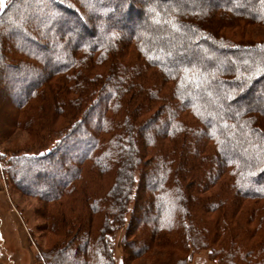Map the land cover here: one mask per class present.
Segmentation results:
<instances>
[{
  "label": "trees",
  "instance_id": "obj_1",
  "mask_svg": "<svg viewBox=\"0 0 264 264\" xmlns=\"http://www.w3.org/2000/svg\"><path fill=\"white\" fill-rule=\"evenodd\" d=\"M236 1L0 0V77L2 67L16 73L22 65V84L6 89L15 92L14 109L47 97L41 123L47 137L56 136L28 157L4 151L12 160L6 178L13 185L22 173L36 177L39 199L58 205L82 183L81 211L46 215L50 234L64 226L58 244L43 252L47 264H64L70 244L76 264H119L115 238L136 208L147 220L133 229L142 231L141 248L179 229L178 264L195 247L219 264H264V39L221 32L242 20L264 25V0ZM17 13L25 27L5 20ZM134 18L143 26L135 28ZM15 38L29 60L8 61L2 50ZM57 117L63 123L55 127ZM24 121L35 124L31 115ZM92 175L107 180L105 191L84 186ZM217 182L212 196H198ZM246 201L249 217L232 229L223 215ZM193 203L202 212L225 209L208 226ZM250 219L257 220L252 229Z\"/></svg>",
  "mask_w": 264,
  "mask_h": 264
},
{
  "label": "rangeland",
  "instance_id": "obj_2",
  "mask_svg": "<svg viewBox=\"0 0 264 264\" xmlns=\"http://www.w3.org/2000/svg\"><path fill=\"white\" fill-rule=\"evenodd\" d=\"M17 1L21 2V0ZM137 1L141 3V0ZM237 1L238 3L241 2V4L242 2H250V0ZM169 2L170 0H162V3L164 4H167ZM143 5L144 8L148 7L146 4ZM83 12L84 15H89V13H85V11ZM20 14L17 13L12 20L9 17H6L5 20H10V22L13 21L23 25V17L25 15ZM143 20L144 19H140V21L136 23V19L134 18L132 20V23L133 21H135L134 27L138 29L143 26ZM89 21L91 23H94V25L96 23L93 17H90ZM72 23L75 24V20H72ZM23 27L25 26L23 25ZM221 32L228 38L236 41L243 40L252 42L264 39V25L257 24L253 21L249 23L242 20L235 26L227 28L225 27L221 30ZM20 41L21 38L11 39L10 42H8L7 46H5V49L2 50L6 54L8 61H11V59H14L15 57L29 60V58L25 57L23 53L18 49V47L20 46ZM247 56L250 60H252V58L254 59L252 54H250L249 52ZM16 66L19 70L17 69L16 73L13 71V73L15 74L11 73L12 71L7 70V68H3L1 66L2 68L0 77V84L2 85L0 91V264H47L46 260L43 259V252H50L51 248L58 244L54 243V241L59 240L58 236H60L61 230L59 228H62L63 231L64 226L61 225V227L58 226L56 227V229H54V232L57 233V235L50 234L48 230H46V215L51 214L53 216H57L60 214H74V209L78 206H80V208L78 209H80L81 211V205L80 203L78 204V200L76 199H78L77 193L80 192V186L82 185V183L80 181L76 183L77 192L73 195L74 198L68 197L62 199L63 204L61 203L60 205L62 206H60L58 205L60 201L45 203L39 199V196L37 195L38 189L33 184L36 177H29L26 176V174L22 173L21 176L16 178V182H13V185H11L7 180L6 173L8 172L9 167L12 166V160L8 159V154L7 156H5L4 151L8 149L11 151L10 153H17L22 155V157H28L30 155H33V153H36L37 151H42V149L44 148H49L56 139V136L50 138L47 137V125H42L41 123L45 118H47L46 115L49 114L46 113V110H48V106H46V104L50 101L47 97L43 98L41 96H38L32 99L31 103L25 109H14V104H16L17 101L12 97L13 93L15 92L9 94L6 89H8V87H10L9 89H11V87L14 86L19 87L20 84H22L21 79H25V75L20 71L22 69V65H20L19 63ZM44 113H46V115L42 116V114ZM30 115L34 116L35 124L32 123L31 125H25L24 120L27 119ZM18 121H20L19 124H14L18 123ZM10 123H13L11 127L9 125ZM62 123V117H57L54 121V126H61ZM47 138L49 139V141H47ZM26 153L27 155H25ZM145 159L147 162H151V159L149 157H146ZM7 163H9V165ZM7 175L9 174L7 173ZM58 176H60V172L53 174L51 178H49L56 180ZM93 178L94 177L92 175L91 177L82 179L83 181H85L84 186H88V189H97L98 187H100V190L102 189L103 191H105L106 187L108 186L107 180L102 182L99 180L98 182H96V180ZM99 182L103 184L100 185L98 184ZM217 190H220V182L213 184L209 189H207L206 192H203L198 196H205V194L206 196H212ZM144 196V198L150 196V199H152L151 201H155V197L152 198V196L148 192H144ZM249 203V201L241 203L236 208L234 213L228 215H223L222 213L223 209H225V206H220L219 209H221V211L210 210L206 212H202L200 210V205H198L197 203H193L191 207L192 211L198 212L202 216L203 221L208 226L214 223L216 219H219L221 215H223L224 217H226V220L230 222L232 229L239 230L243 227V223L246 221L245 219L249 217ZM225 205L227 206L228 204ZM132 213L134 217L132 218V222L129 225ZM132 213L130 212L125 216V225L117 232L115 238V255L117 262L119 264H178L176 260L177 257L174 256L181 255L180 251H178L179 249H177L178 244L180 245L181 243H183L180 240L181 234L179 233L181 231L178 229L177 233H175L174 235L173 233L169 232L163 233V235L160 236V239L158 240L151 238V240L147 242L149 243V245L141 248L139 244L141 239H143V237L140 236L142 231L139 232L138 230L135 232L133 231V229L136 225L138 226L137 228H139L140 225H143V227L144 225L146 226L147 220L146 218L144 219L145 215L141 212V210H138L137 208L133 210ZM256 222L257 220L250 219L249 221H247L246 227L248 229H252L256 226ZM140 228H142V226ZM242 237L244 236H241V238ZM258 238H260L258 237V234L253 237V239H256V241H259ZM123 239L125 240L126 244V260L123 253L124 249L122 248ZM193 240V243H201L200 246L203 243L205 244V241L198 242L196 240V237H193ZM214 242L215 245H218L219 243H222V239L221 241L218 240ZM170 245L175 247H172ZM65 248L68 249H65L67 252V259L64 264H66L67 262V264H76L77 261L74 262L71 257V249L73 248V246H71L70 244V246L66 245ZM190 251H192L191 258L188 259L186 264H219L217 260H210L209 250H202L195 247Z\"/></svg>",
  "mask_w": 264,
  "mask_h": 264
}]
</instances>
